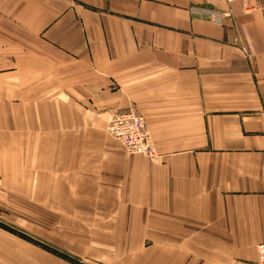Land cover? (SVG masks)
I'll list each match as a JSON object with an SVG mask.
<instances>
[{
    "label": "crops",
    "instance_id": "obj_1",
    "mask_svg": "<svg viewBox=\"0 0 264 264\" xmlns=\"http://www.w3.org/2000/svg\"><path fill=\"white\" fill-rule=\"evenodd\" d=\"M130 111L156 158L107 134ZM259 244L264 0H0V264H258Z\"/></svg>",
    "mask_w": 264,
    "mask_h": 264
},
{
    "label": "built area",
    "instance_id": "obj_2",
    "mask_svg": "<svg viewBox=\"0 0 264 264\" xmlns=\"http://www.w3.org/2000/svg\"><path fill=\"white\" fill-rule=\"evenodd\" d=\"M230 2L236 0H228ZM200 18H204L213 23H221L223 18H230V14L196 11ZM107 134L117 141L124 149L126 154L143 156L148 159L157 157L152 135L148 129L147 121L144 116L136 112L119 113L113 116L109 122ZM257 263L264 264V244H259L256 248Z\"/></svg>",
    "mask_w": 264,
    "mask_h": 264
},
{
    "label": "rangeland",
    "instance_id": "obj_3",
    "mask_svg": "<svg viewBox=\"0 0 264 264\" xmlns=\"http://www.w3.org/2000/svg\"><path fill=\"white\" fill-rule=\"evenodd\" d=\"M28 223H30V222H28ZM36 223H37L38 235H39L38 238H41L42 236H45L46 235V222H44V221H36ZM61 223L62 222H60V221H57V222L55 221V222H53V227L55 229H59L61 227ZM66 223L68 224L69 222H66ZM32 225H34L33 222H32ZM56 232H57V230H54V235L56 234ZM71 255H72L71 256L72 258H76L77 257L73 253H71ZM77 255L83 256V258H78L77 257L78 260H81L82 262L86 259V254H84V253L83 254H77ZM73 256H75V257H73ZM105 261L108 262V260H105ZM89 264H96V262L94 263L93 260L91 259V261L89 262ZM97 264H100V263L97 262Z\"/></svg>",
    "mask_w": 264,
    "mask_h": 264
}]
</instances>
